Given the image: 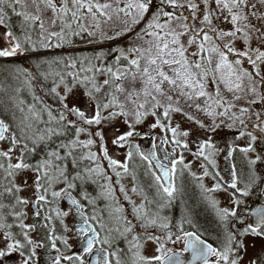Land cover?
<instances>
[{
    "label": "snow or ice",
    "instance_id": "snow-or-ice-1",
    "mask_svg": "<svg viewBox=\"0 0 264 264\" xmlns=\"http://www.w3.org/2000/svg\"><path fill=\"white\" fill-rule=\"evenodd\" d=\"M31 3L34 12L26 10L25 0H0V28L4 29L0 59L25 57L34 61L35 69L19 63L11 69L0 65V72L10 73L19 82L9 86L11 95L0 86V264H41L39 250L47 256L44 264H264V113L256 112L249 125L248 107L233 111L235 101L242 99L236 93L249 95L250 105L264 103V50L251 46L253 36L264 43V0ZM46 13L51 14L48 27ZM121 14L124 27L113 35L101 32V42L133 33L132 40L140 43L130 41L126 50L117 47L92 57L36 55L71 46L73 36H95L101 30V18L107 23ZM13 16L20 21L14 24ZM253 18L262 26L253 24ZM214 20L231 28H222ZM142 21L144 26L134 32ZM57 23L58 31L49 30ZM37 28L39 40L35 41L32 31ZM238 39L243 40V50L235 47ZM113 52L116 55L108 63ZM209 84L214 86L211 92ZM221 85L235 94L232 100L221 95ZM174 114L206 133L216 132L221 125L237 133L227 157L237 151L242 154L240 172L232 164L230 180L224 185H199L205 193L224 191L229 196L230 206L223 207L219 200L208 198L220 224L215 243L187 216L173 222L165 214L177 193V166L191 168L184 163L183 151L213 168L219 151L208 136L192 141L193 152L190 138L195 130L173 124ZM150 116L154 120L149 133L140 132L139 126ZM156 129L163 135L152 136L151 151H142L135 138ZM244 137H248L244 146L235 144ZM169 144L171 151L158 155L157 150ZM177 148L182 150L178 159L174 157ZM134 157L145 164V175L150 177L147 187L154 189L152 198L135 184L136 172L130 169ZM201 167L202 176L190 173L197 181L210 174L205 165ZM129 174L130 191L141 197L139 203L121 183ZM213 175L220 177L219 171ZM115 185L131 205L130 214ZM28 189L31 196L21 195ZM257 193L259 206L243 210L245 198ZM30 203L34 216L42 217L47 229L41 239L31 235L39 224L25 222L24 209ZM62 203L66 206L61 207ZM68 217H72L71 226L66 223ZM121 241L125 247H120ZM148 245L153 246L151 253Z\"/></svg>",
    "mask_w": 264,
    "mask_h": 264
},
{
    "label": "flooded vegetation",
    "instance_id": "flooded-vegetation-1",
    "mask_svg": "<svg viewBox=\"0 0 264 264\" xmlns=\"http://www.w3.org/2000/svg\"><path fill=\"white\" fill-rule=\"evenodd\" d=\"M185 15H188L187 12L184 13ZM231 59V57H230ZM245 67H250L249 65L245 64ZM247 85V81L245 82ZM238 94V93H237ZM242 99L240 101H235L237 107L233 109V111L238 112V109L240 107H248L249 108V117H245L246 121L248 122L249 125H252L253 122L255 121V113L256 112H261L264 113V103L261 104H254L250 105L247 103V101L251 98L249 95H247L245 92H243V95L241 96ZM230 121L225 120V124L229 123ZM237 128H240L239 123L237 122L236 124ZM194 129V135L193 137L190 138V148H192V151H195V144L192 143L193 140L195 139H205L208 136H211L213 143L216 145V148L219 150L217 152V155L215 156L216 160V167L213 168L211 165H208L206 161H203L202 158L197 159L195 156L191 154V152L187 151L186 153H183L184 155V163L185 164H190L191 168L189 169H184L183 165H178L177 166V173L175 176V186L177 188V193L175 195V199L172 202V205L170 208H168L165 212L173 222H177L182 218L181 214V207L185 205L186 201L188 204H190V196L192 197V202L198 203L201 208L207 213L209 216L210 220L213 222L215 225V230L212 231H207L205 230L200 223L196 220V218L193 216V213L191 212V216L188 218L196 225V228L205 236V238L212 243H215V237L216 235L220 232V224L218 221V218L215 214V211L212 209L208 202V198H215L220 201L221 206H230L229 204V196L227 192L224 191H218L215 193H205L202 191L200 188V183H203L205 187H212L216 182H220L222 185L227 183L230 180L229 176V171L231 168L232 164H235L237 166V171L238 173L241 170V166L243 163V157L242 154L239 153V151L233 153V156L231 158L227 157V152L228 148L230 145L233 144L234 142V137L237 134L234 131H230L228 128L224 127L221 125L219 129H217L216 132L214 133H206V132H200L196 127H191ZM253 131H255L253 129ZM163 135V134H160ZM160 135H156L151 133V135H146L143 137H136L134 140V143L139 144L140 148L144 152H149L151 151V144H152V136L159 137ZM171 135V134H167ZM248 137H244L241 140L235 141V144L238 146H244L247 143ZM159 143L158 139L156 141ZM172 145H164L162 146L161 149H158V155L162 156L163 152L165 150L171 151ZM179 148L176 149V152L174 153L175 158H179ZM205 165L208 170H209V176L204 177L202 181H197L190 173H195L197 176H202L204 169L201 167V165ZM130 169L136 172V181L135 184L138 187H142L145 189V191L148 192L149 198H152L154 194V189H148V184L150 183V177L145 175L146 167L143 161H140L138 157H134L133 161L130 162ZM219 171L220 177L223 179H220V177H214V173ZM110 172V171H109ZM27 176L30 178L31 173H28ZM130 184V187L133 186V181H132V176L131 174L127 175L124 177ZM115 180V177H113ZM123 179V178H122ZM29 183H31V179H29ZM126 189L129 190V196L133 200H135L137 203L140 202L141 197L139 195H133L130 191L131 188H127V185H124ZM117 188V197L121 200L123 203L126 213H131V205L128 204L126 200H124L123 196L119 193L118 188L119 185H115ZM21 195L24 196H31V190L28 189ZM257 194H254L251 197L245 198L246 199V205H242L241 208L245 211H247L248 207H257L259 206V202L257 201ZM255 202V203H253ZM63 203L61 204V207H65ZM101 207H103V204H101ZM25 212H27V219L26 223L31 224L34 222H37L39 224V227L37 228L36 232H33L31 235L33 236L34 239H41L45 233L47 232V229L43 227V221L42 217L37 218L34 216V208L32 207L31 203L24 209ZM66 223L71 226L73 223L72 217H68L66 219ZM185 227H188L185 225ZM57 228V235L61 234V229L59 224L57 223L56 225ZM78 246L74 247V251L77 250ZM120 247H125V244L123 241L120 242ZM168 247H174L179 250V246L176 245H171L169 244ZM40 256H41V264H44V260L47 259V256L44 255L43 250H39ZM48 253L50 255H54V253L51 252V249L48 250Z\"/></svg>",
    "mask_w": 264,
    "mask_h": 264
},
{
    "label": "rangeland",
    "instance_id": "rangeland-1",
    "mask_svg": "<svg viewBox=\"0 0 264 264\" xmlns=\"http://www.w3.org/2000/svg\"><path fill=\"white\" fill-rule=\"evenodd\" d=\"M101 2H103V0H101ZM196 2L197 3H200L201 0H196ZM253 2H255V0H249V3H253ZM25 3L27 5V8H26L27 11H29V12H34L35 11L34 7L32 6L31 0H25ZM201 8H203V5L202 4H201ZM50 15H51L50 13H46L45 16H44V20H45L46 27H48V24H49L48 18H49ZM124 19L125 18L123 17L122 14H121L120 18L114 17L112 21H109L107 23H104L103 22V19L101 18V20H102V22H101V30L100 31H97L95 36H91V37L89 36L90 41L89 40H86V43L88 41H89L88 43H92L93 42L95 44V47L96 48H102V47L111 45V46H114V48L121 47V48H124L125 50L128 47L131 46L130 41H132L134 43H140L139 41H133L132 40L133 33H129L127 36H121V37H119L116 40H107V39H104L103 42H101V32H103L105 35H113L115 32L121 30L124 27V24H123V20ZM88 22L89 21H85L86 24ZM251 22L253 24H256L257 27H261L262 26L261 23L258 22V21H256L254 18L252 19ZM195 24L197 25V27H199V21L198 20L195 22ZM214 24H217L220 27L225 28V29L231 28V25L230 24H220V22L219 21H216V20H214ZM143 26H144V22L142 21L140 25H137L136 26V28L134 29V32L135 31H139V29L142 28ZM49 30L58 31L59 30V23H57V27L55 29H51L50 28ZM2 31H4V29L0 28V32H2ZM183 39L186 41L187 40V37H184ZM228 39H231V38H228ZM55 43H56V41L53 40V44H55ZM251 46L253 48L259 47V48H261V50H264V43L258 41L255 36H253V38H252ZM0 47H3V44L2 43H0ZM235 47L237 49H239V50H243L244 47H245L244 46V43H243V40L242 39L236 40ZM189 51H192V49H189ZM61 53L63 55H69V53H67V51H63ZM25 60H26L25 57H16V58L8 59V60L0 59V62L1 61L2 62L3 61H7V62H9V61L10 62H15L16 61V62H22V63H19V64L25 65V63L23 62ZM262 69H264V65H262ZM262 74H264V73H262ZM100 79L102 80L103 78L100 77ZM245 85H246V83H245ZM213 88H214V86L211 85V84H209L208 90L210 92L213 90ZM80 91H82V89H80ZM238 94L242 96L243 95V92H240ZM221 95L223 97H225L226 99H228V100H232L233 99V96L235 94L234 93L227 92L224 89L223 85H221ZM121 99H123V97H121ZM194 114L197 115L199 119L204 120L205 123H209L210 122L208 118H206V117L203 116V114H199V113H194ZM153 120H154L153 117H151V116L148 117L147 120L145 121V123L143 125L139 126L138 130L140 132H142V133H149V125L153 122ZM172 122H173V124L179 123L181 125V128H183V129H189L191 127H196L195 125L187 122L184 119V117H182L179 114H174L173 115ZM199 131L200 132H204L202 130H199ZM153 134L160 135L162 133L160 132L159 129H156ZM167 134H170V133H167ZM122 151L123 150H121V152ZM181 151L182 150H179V154L181 153ZM186 152H187L186 150L183 151V153H186ZM117 158L123 160V155H119ZM104 163L106 164V162H104ZM121 183L123 185H127V188L128 187L131 188L129 182L124 177L121 180ZM181 214H182V216H187V217L191 216L192 217L191 212H190V209H189V205H188L187 201H186L185 205H183L181 207ZM152 247H153L152 245H148L147 246V250H148L149 253H151Z\"/></svg>",
    "mask_w": 264,
    "mask_h": 264
},
{
    "label": "trees",
    "instance_id": "trees-1",
    "mask_svg": "<svg viewBox=\"0 0 264 264\" xmlns=\"http://www.w3.org/2000/svg\"><path fill=\"white\" fill-rule=\"evenodd\" d=\"M20 17H15L13 16L12 18V22L18 23L20 21ZM32 37L33 40L38 41L39 40V30L38 28L32 31ZM72 39V45L68 46L65 45L63 48H53L50 49L48 51H44L41 50L40 53H37L36 55L39 56H46L49 59H51L53 56L56 55H63L61 52L63 51H67V53L71 54L72 56H76V57H83V56H88V57H92L100 52H105L108 53L110 49H115L114 46H105L102 48H96L95 44L92 43H88L90 41L89 36L85 33L82 34L81 36H73L70 37ZM86 40H89L86 43ZM92 40V39H91ZM116 55V53H112L111 55H109L107 57V62L110 63L113 59V57ZM25 63V66L30 70V71H35V69L33 68V60H29L26 59L25 61H23ZM17 63H22V62H7V61H1L0 65H2L5 68L11 69L15 66V64ZM55 70L58 71H64L62 66H54ZM23 77H21L22 79ZM103 78V77H101ZM19 82L15 81L12 79L11 74L7 73V72H0V86L8 89V94L11 95L12 94V88L9 87L10 85L12 87H15ZM24 98L26 100H28L30 102L31 98L29 96H27V94H24ZM190 204L189 205V209L190 211L193 213V216L196 218V220L200 223V225L207 231H212L215 230V225L213 224V222L210 220L209 216L207 215V213L201 208V206L198 203H194L192 202V197L190 196Z\"/></svg>",
    "mask_w": 264,
    "mask_h": 264
},
{
    "label": "water",
    "instance_id": "water-1",
    "mask_svg": "<svg viewBox=\"0 0 264 264\" xmlns=\"http://www.w3.org/2000/svg\"><path fill=\"white\" fill-rule=\"evenodd\" d=\"M186 256H189V254H185ZM189 258H190V256H189Z\"/></svg>",
    "mask_w": 264,
    "mask_h": 264
}]
</instances>
